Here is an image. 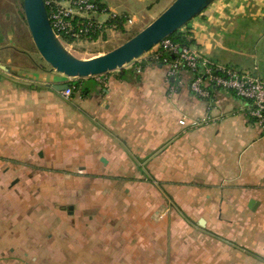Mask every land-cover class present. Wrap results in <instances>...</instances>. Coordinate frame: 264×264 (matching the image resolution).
I'll return each mask as SVG.
<instances>
[{
	"label": "crops",
	"instance_id": "crops-1",
	"mask_svg": "<svg viewBox=\"0 0 264 264\" xmlns=\"http://www.w3.org/2000/svg\"><path fill=\"white\" fill-rule=\"evenodd\" d=\"M97 1L128 17L126 30L148 20L147 27L174 2ZM11 7L12 0H0V49L10 56L1 65L6 76L20 56L16 43L26 39L17 17L12 23ZM118 31L110 27L103 42ZM181 31L214 65L264 82V0H214ZM145 58L106 77L59 75L54 82L35 72L30 84L4 77L0 139L5 153L19 151L0 160L78 169L79 175L64 173L82 181L62 198L68 219L52 213L68 223L61 231L72 253L67 264H264V130L233 92L212 87L210 98L198 97L193 73L181 70L169 83L170 65ZM65 83L75 85L69 98L54 90ZM184 118L209 120L192 128L181 126ZM28 213L23 217L30 219ZM5 237L15 241L17 234ZM212 240L217 253L204 247Z\"/></svg>",
	"mask_w": 264,
	"mask_h": 264
},
{
	"label": "rangeland",
	"instance_id": "rangeland-1",
	"mask_svg": "<svg viewBox=\"0 0 264 264\" xmlns=\"http://www.w3.org/2000/svg\"><path fill=\"white\" fill-rule=\"evenodd\" d=\"M10 13L13 17V24L17 17L18 22L24 25L26 39L24 40L25 44L23 42L16 43L15 47L19 50L14 53H20V56L17 54V57L13 58L12 64L9 65V69L12 71L9 76L2 73L1 65H5L10 56L7 48L2 47L0 49V80L2 81L4 77H8L14 84L26 82L30 84L29 80L37 81L33 76L37 72L49 78L55 77L51 80L55 82L56 77H60V74L54 71L38 53L25 20L22 0H12ZM19 15L22 20H19ZM120 17L123 16L118 15V18ZM148 23V20L140 21L138 24L134 23L129 26L125 32L119 30L114 37L110 38L108 44L99 39L96 42H82L79 47L69 48L68 50L79 59L102 56L100 54H107L113 51L114 47L122 46L135 33L144 30ZM5 145L0 139V158H5V154L16 157L19 148L14 147L13 153H5ZM31 166L52 170L56 168L64 172L53 171L51 173L31 168ZM68 166L70 165H17L0 160V264H67L73 262L72 253L68 249L69 243H63L61 240L63 235L61 231L68 230L66 227L68 223L63 220L64 218L54 219L52 215L57 211L60 214L65 213L63 215L68 219L65 202H62V198L68 197V191L82 188L80 178L64 175L65 171L74 174L79 173L76 167L69 169ZM15 180H19L18 185L11 187ZM52 192L54 193L52 194ZM20 201L23 204L22 208L19 205ZM38 210H40L39 214H37ZM25 211L29 212L30 219L23 217ZM55 221L57 222L55 223ZM57 225L62 227L59 228ZM113 228L111 226L109 230L113 231ZM26 231L29 232L27 237L25 239L20 238V234ZM7 233H16V240L12 241L13 239L5 237ZM212 243H214L213 240L205 244L204 247L211 248L213 253H217L218 249ZM53 246H56L54 252L52 250ZM106 254L110 255V252ZM82 255L83 253L79 256ZM107 260L110 261V258Z\"/></svg>",
	"mask_w": 264,
	"mask_h": 264
},
{
	"label": "built area",
	"instance_id": "built-area-1",
	"mask_svg": "<svg viewBox=\"0 0 264 264\" xmlns=\"http://www.w3.org/2000/svg\"><path fill=\"white\" fill-rule=\"evenodd\" d=\"M44 4L54 33L67 49L79 47L82 42L103 40L112 27L111 22L118 19L116 13L107 11L97 0H44ZM103 17L105 19H102ZM129 23L132 21L129 20ZM143 57L150 63L169 64L167 76L169 83L181 70L193 73L195 80L191 88L198 97L210 98L211 93L208 89L212 87L233 92L247 102L248 116L253 124L264 130V82L259 77L240 73L232 68L216 66L198 51L174 43L169 38ZM172 57L173 60L170 59ZM137 72L141 73V68ZM99 80L103 82L106 78ZM72 94L71 88L63 93L66 98ZM208 120L189 122L184 118L180 124L198 128Z\"/></svg>",
	"mask_w": 264,
	"mask_h": 264
},
{
	"label": "water",
	"instance_id": "water-1",
	"mask_svg": "<svg viewBox=\"0 0 264 264\" xmlns=\"http://www.w3.org/2000/svg\"><path fill=\"white\" fill-rule=\"evenodd\" d=\"M214 0H175L155 21L115 50L91 59L72 55L54 33L44 0H22L25 20L41 58L58 74L69 79H87L114 73L152 51L162 41L201 15ZM72 84L57 85L64 93ZM203 226V221L201 222Z\"/></svg>",
	"mask_w": 264,
	"mask_h": 264
},
{
	"label": "trees",
	"instance_id": "trees-1",
	"mask_svg": "<svg viewBox=\"0 0 264 264\" xmlns=\"http://www.w3.org/2000/svg\"><path fill=\"white\" fill-rule=\"evenodd\" d=\"M128 22H129L128 17H124L123 16V17L118 18L116 21L111 22L112 23L111 26L117 28V30H120L122 32H125L126 31V28L125 27L128 24ZM181 30H179L178 32H176L173 35H171L169 37V39L171 41H173L174 43H177V44H180V45H184V46H189L190 47L193 44V41L188 40V34L187 33H183ZM138 33H140V32L135 33L127 41H129L132 38H134ZM97 37H95V39H97ZM170 59L173 60L174 57H172ZM159 64L164 65L163 63H159ZM173 80L171 79L170 82L173 83ZM71 89L74 90L75 89V85L72 84Z\"/></svg>",
	"mask_w": 264,
	"mask_h": 264
}]
</instances>
